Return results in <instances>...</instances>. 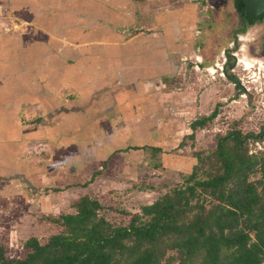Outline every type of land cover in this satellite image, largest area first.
I'll list each match as a JSON object with an SVG mask.
<instances>
[{
	"label": "crops",
	"instance_id": "crops-1",
	"mask_svg": "<svg viewBox=\"0 0 264 264\" xmlns=\"http://www.w3.org/2000/svg\"><path fill=\"white\" fill-rule=\"evenodd\" d=\"M143 1L168 0H0V218L10 219L8 229L0 224V241L7 252L119 162L128 170L153 165L145 158L151 149L130 146L161 147V165L178 169L181 155L163 150L158 118L203 21L186 7L152 11Z\"/></svg>",
	"mask_w": 264,
	"mask_h": 264
},
{
	"label": "trees",
	"instance_id": "trees-1",
	"mask_svg": "<svg viewBox=\"0 0 264 264\" xmlns=\"http://www.w3.org/2000/svg\"><path fill=\"white\" fill-rule=\"evenodd\" d=\"M215 116L216 109L192 120V132ZM260 135L218 136L212 149L194 154L178 185L131 213L126 224L112 223L97 198L81 195L72 212L49 217L57 232L23 242V256L8 255L0 241V264H264V155L249 153L245 144Z\"/></svg>",
	"mask_w": 264,
	"mask_h": 264
},
{
	"label": "rangeland",
	"instance_id": "rangeland-1",
	"mask_svg": "<svg viewBox=\"0 0 264 264\" xmlns=\"http://www.w3.org/2000/svg\"><path fill=\"white\" fill-rule=\"evenodd\" d=\"M220 1L222 0H216L217 6L220 5ZM216 2L215 0H168L159 1L157 4L153 3L150 6L142 3L143 9L147 10L148 7H151L152 11L159 8L157 5L164 6V4H169L167 6L169 10L186 7L185 10L196 17L193 21H200V17L210 20L203 21L202 33L198 34L197 45L189 48V54L183 55V62L179 61L182 68L177 74H174L173 82L168 83L167 86L168 91L172 89L173 96L165 98V112L163 111L161 118H158V125L162 127V132L165 134L162 142L163 150L170 155H181L182 166L180 168L183 172L179 171L181 169L173 168L169 163H167V167H163L161 162L155 166L154 158L160 161V157L158 159V155L150 156V153L147 152L145 158H150L155 168L153 165L149 166L141 162L143 164H140L139 167L134 163V169L131 166L129 170L121 169L122 164L119 162L117 169L111 171L114 174L111 175V172L107 174L109 180L106 179L102 182L97 179L91 187L85 189L88 195L101 202L100 213L114 224L128 223L131 213L140 211L142 205L152 203L173 186L178 185L183 177H186L191 171L190 163L194 162L191 159L194 154L198 151L206 153L207 150L212 149L217 137L226 135L235 126V121L244 133L247 131L248 133H257L264 127V77L262 76L264 56L258 58L249 54V50L253 51L259 45L255 41L257 42L256 47H249L253 39L258 36V25L247 28L243 33H238L237 38L232 40V27L236 24V21H232V19L235 18V14L232 9L212 8L207 10V6ZM223 18H227L229 21H223ZM143 19L141 14V21ZM132 32L135 31H129V33ZM238 36L241 38L240 40ZM217 39L220 42H217ZM232 41L235 44L232 52L238 58V65L234 71L229 69L228 74H233L236 78L241 77L240 81L249 88L247 95L241 91V95L237 97V103L232 101L235 97L231 96L234 93V81L218 73L220 71L218 67L223 65L226 58L225 52ZM214 47H219L215 58L211 54ZM202 54L207 55L209 61L201 64L197 58L201 59ZM242 60L250 61L253 66L248 69L244 68ZM212 62L217 63V66ZM196 66L199 69H196ZM210 68L214 69V73ZM219 100L220 104L216 105L215 103ZM214 109H216V113L219 112V115L209 121L205 127H198L192 132L191 121L197 117L209 115ZM191 133L193 136H189ZM153 139L156 140L157 137H153ZM158 143H161L159 138ZM245 144L249 153L264 155V134L259 140H245ZM146 150L150 151L147 148ZM184 156L190 158L189 161L188 158L184 160ZM140 161L142 160L140 159ZM174 162L173 159L172 163ZM73 197L71 195V198ZM63 208V213L73 211L70 202L63 201ZM8 219L9 217L6 216L0 218V224H3L5 230L9 228L8 221L10 219ZM41 222H44V226L49 227H41L40 232L38 231L39 234L36 235L43 242L50 234L57 232L58 227L45 218ZM29 235L24 234L16 238L15 247L13 246L15 250L8 249V255L23 256L22 244L26 238L30 237Z\"/></svg>",
	"mask_w": 264,
	"mask_h": 264
},
{
	"label": "flooded vegetation",
	"instance_id": "flooded-vegetation-1",
	"mask_svg": "<svg viewBox=\"0 0 264 264\" xmlns=\"http://www.w3.org/2000/svg\"><path fill=\"white\" fill-rule=\"evenodd\" d=\"M216 2V0H215ZM240 4V7H239ZM214 8H223L224 9H232L234 14H235V18L232 19V21H236V24L234 27H232V40H235L237 38L238 33H243L245 32V30L247 28H251L254 27L255 25H258L257 27V33L258 36H256V39L254 38L253 41L249 44V47L254 48L256 47V43L258 42L259 45H257V48L253 51L249 50V54L256 56L258 58H261L264 56V16L262 17H250L245 8H244V4L241 0H222L220 1V5L218 4L217 6V2L215 4H210L209 6H207V10H211ZM240 8V9H239ZM210 18V17H207ZM200 21H209L210 19H205L204 17H200L199 18ZM223 21H229V19L227 18H223ZM241 31V32H240ZM239 38V36H238ZM241 38H239L240 40ZM257 41V42H255ZM217 42H220L219 39H217ZM255 42V43H254ZM229 43V42H228ZM219 48V47H218ZM218 48L214 47L211 51V54L213 55V57L215 58V53L217 52ZM235 48V44L232 43L229 44V46L227 47V50L225 52L226 54V58L223 62V65L221 67H218V69L220 71H218L219 75H225L227 76L228 79L233 80L234 81V93H232L231 96H234L235 99L232 100L234 102H238L237 97H239L242 93L244 94H249V88H247L244 83L242 81H240L242 78L238 77L236 78L235 75L233 74H228V70L230 69L231 71L235 70L236 66L238 65V58L236 57V54L232 52V50ZM210 55V53H209ZM202 58L199 60V62L205 63L208 60V56L207 55H203L201 56ZM242 64L244 65V68L248 69L251 68L253 65L250 61L248 60H242L241 61ZM215 66H217V63L212 62ZM247 63H250V65H248ZM250 66V67H249ZM211 72L214 73V69L210 68ZM260 70V69H259ZM255 73V72H254ZM262 76L264 77V70H262ZM239 79V80H238ZM220 100L217 101L215 104H220ZM220 106V105H219ZM220 111V110H219ZM219 115V112L216 113V116ZM238 120V119H237ZM231 135L233 136H237L238 134H248V131L246 133L241 131V127L237 126V121H235V126H233L230 131ZM256 134H261L260 136H262L264 134V127H262V131L260 130L259 132H257Z\"/></svg>",
	"mask_w": 264,
	"mask_h": 264
},
{
	"label": "water",
	"instance_id": "water-1",
	"mask_svg": "<svg viewBox=\"0 0 264 264\" xmlns=\"http://www.w3.org/2000/svg\"><path fill=\"white\" fill-rule=\"evenodd\" d=\"M250 17L264 16V0H241Z\"/></svg>",
	"mask_w": 264,
	"mask_h": 264
},
{
	"label": "bare ground",
	"instance_id": "bare-ground-1",
	"mask_svg": "<svg viewBox=\"0 0 264 264\" xmlns=\"http://www.w3.org/2000/svg\"><path fill=\"white\" fill-rule=\"evenodd\" d=\"M247 64L250 65V63H247ZM250 66H252V65H250ZM250 66H249V67H250ZM212 72H213V71H212Z\"/></svg>",
	"mask_w": 264,
	"mask_h": 264
}]
</instances>
